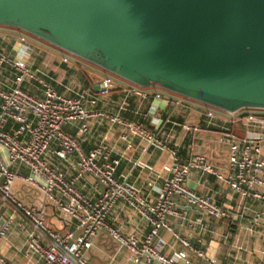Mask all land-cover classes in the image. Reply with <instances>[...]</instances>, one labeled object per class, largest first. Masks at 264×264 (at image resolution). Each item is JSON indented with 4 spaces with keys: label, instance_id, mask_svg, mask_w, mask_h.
I'll return each mask as SVG.
<instances>
[{
    "label": "crops",
    "instance_id": "obj_1",
    "mask_svg": "<svg viewBox=\"0 0 264 264\" xmlns=\"http://www.w3.org/2000/svg\"><path fill=\"white\" fill-rule=\"evenodd\" d=\"M18 36L17 28L0 24V55L19 58L21 44ZM23 45L26 50L22 56L39 79H26L22 84L25 90L41 97L43 83H48L66 96L87 91L96 99L94 105L86 104L88 108L117 115L140 125L154 136L155 140L151 142L122 124H111L97 116L85 121L74 119L63 127L66 133L79 139L83 151L104 141L111 149L109 158L118 160V180L132 185L150 200H155L157 189L170 175L164 170L171 162L170 149L176 150L182 163L191 153L201 152L217 168L223 169L230 136H248L260 141V158L264 160V125L247 121V115L254 111L250 108L228 112L174 93L161 92L155 96V88L142 95L140 88L120 78H114L112 89L101 94L99 84L105 76L104 70L91 61L69 54L66 60H62L67 53L32 36L26 37ZM16 74L13 67L4 65L0 71V84L12 87ZM208 111L211 112L209 115L206 114ZM254 113L259 119H264V110ZM82 125L87 127L86 131L81 130ZM15 126L10 123L7 129L12 130ZM56 147L55 144L52 146L53 149ZM1 154L8 162L5 150H1ZM77 158V154L66 159L53 153L47 156L50 165L68 177L76 172ZM10 167L20 176L29 174L24 165L12 164ZM186 184L201 195L219 202L228 216L219 219L210 217L176 197L174 213L166 217L171 230L162 227L153 239L154 246L168 256L184 252L186 258L181 264H202L197 250L214 259L216 264L264 263V217L254 220V214L261 212L264 204L252 197H242L226 182L199 169L190 172ZM75 186L91 198H96L101 190L89 174L79 178ZM13 193L24 206L43 210L46 222L53 228L63 231L74 228V224L43 194L21 177L14 183ZM1 210L3 219L5 205L0 201ZM108 221L123 233H134L140 239L150 231L147 220L122 201L111 209ZM29 227L27 221L22 226L13 224L0 241V252L11 264H40L36 256H30L26 250ZM123 255L116 251L115 242L105 232H100L93 239L86 252V257L94 264H126Z\"/></svg>",
    "mask_w": 264,
    "mask_h": 264
},
{
    "label": "built area",
    "instance_id": "obj_2",
    "mask_svg": "<svg viewBox=\"0 0 264 264\" xmlns=\"http://www.w3.org/2000/svg\"><path fill=\"white\" fill-rule=\"evenodd\" d=\"M15 28L19 30L18 41L21 44L19 58L10 59L0 55V71L4 65L17 71L12 87L6 88L0 84V201L5 205V215L0 224V241L6 237L13 224L22 226L27 221L30 227L25 241L26 250L30 256H36L40 264H94L86 257V252L100 232H105L115 242L116 251L124 254L126 264H181L186 258L184 252L168 256L153 244L154 237L162 227L171 230L166 217L174 213L176 197L210 217L219 219L228 216L219 202L187 186L186 180L192 170L213 174L242 197H252L264 204V160L260 158V141L255 137L230 136L223 169L217 168L201 152L191 153L182 163L176 150L170 149L171 162L164 167L170 175L157 189L155 200L148 199L132 185L118 180V160L109 158L111 149L104 141L83 151L79 139L66 133L63 127L74 119L85 121L97 116L111 124H122L151 142L155 140L154 136L140 125L127 122L117 115L88 108L86 104L94 105L96 99L87 91L66 96L48 83H43L41 97L25 90L22 84L26 79H39L22 56L26 50L23 42L28 36L37 37L22 28ZM60 49L67 53L62 60H66L68 54L77 57ZM114 78L123 79L112 72L102 78L99 84L101 94L112 89ZM123 80L140 88L142 95H146L150 88H155V96L169 92L189 98L159 85L140 86ZM243 108L254 110L247 115L248 122L264 125V119H259L254 113L264 108ZM210 113L208 111L206 114ZM10 123L16 125L12 130L7 129ZM81 130L86 131L87 127L82 125ZM54 144L57 147L53 149ZM1 150L7 153L8 162L4 160ZM49 153L61 159L77 154L75 174L68 177L63 171L52 167L47 159ZM12 164L24 165L29 174L20 176L11 169ZM85 174L91 175L101 186L96 198L87 196L75 186L76 181ZM19 177L43 194L74 224V228L65 231L53 228L46 222L43 210L24 206L13 193L14 183ZM118 201L127 204L150 224V231L143 239L134 233H123L109 223V213ZM260 217H264V209L254 214V220ZM196 253L202 258V264H216L204 252L197 250ZM0 264H11L1 252ZM254 264L264 263L258 261Z\"/></svg>",
    "mask_w": 264,
    "mask_h": 264
},
{
    "label": "water",
    "instance_id": "obj_3",
    "mask_svg": "<svg viewBox=\"0 0 264 264\" xmlns=\"http://www.w3.org/2000/svg\"><path fill=\"white\" fill-rule=\"evenodd\" d=\"M0 24L105 75L229 112L264 108V0H0Z\"/></svg>",
    "mask_w": 264,
    "mask_h": 264
},
{
    "label": "rangeland",
    "instance_id": "obj_4",
    "mask_svg": "<svg viewBox=\"0 0 264 264\" xmlns=\"http://www.w3.org/2000/svg\"><path fill=\"white\" fill-rule=\"evenodd\" d=\"M90 57H95V59H97L98 61L104 63V60H102V58H100V56H98V55H91ZM223 104H226V102H224Z\"/></svg>",
    "mask_w": 264,
    "mask_h": 264
}]
</instances>
